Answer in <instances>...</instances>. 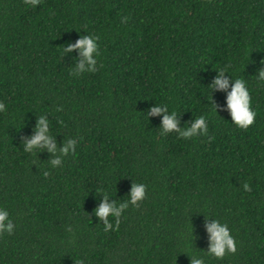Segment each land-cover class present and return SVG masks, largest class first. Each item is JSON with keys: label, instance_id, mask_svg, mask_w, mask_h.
<instances>
[{"label": "trees", "instance_id": "trees-1", "mask_svg": "<svg viewBox=\"0 0 264 264\" xmlns=\"http://www.w3.org/2000/svg\"><path fill=\"white\" fill-rule=\"evenodd\" d=\"M85 36L96 73L61 51ZM220 69L227 89L212 87ZM262 71L264 0H0V210L14 222L0 264H264ZM237 79L257 113L246 131L228 107ZM173 111L180 131L205 116L208 135L161 136ZM41 117L56 150L24 151ZM106 196L119 231L96 214ZM217 220L237 245L223 259L207 255Z\"/></svg>", "mask_w": 264, "mask_h": 264}, {"label": "clouds", "instance_id": "clouds-1", "mask_svg": "<svg viewBox=\"0 0 264 264\" xmlns=\"http://www.w3.org/2000/svg\"><path fill=\"white\" fill-rule=\"evenodd\" d=\"M41 0H24L26 5H30L32 8H35L38 4H40ZM126 18V23H127ZM99 36H96L95 39H99ZM74 48H79L81 50L82 55L85 60L89 62L90 73H96L99 69L96 67L97 61L93 58V53L97 51V45L94 43L93 38L90 36H85L81 40L77 42L75 45H69L68 48H63L61 51H71ZM100 67H103L101 64ZM80 68L83 69V63L80 64ZM70 75H76L75 73ZM224 69H220V77L215 80V83L212 85L213 88L227 89L229 86L228 80L223 78ZM260 81H264V71L260 73ZM228 107L231 111L233 120L235 125L243 130H247L250 125H254L255 118L257 113L251 108V95L250 91L245 85L244 80L237 79L235 82V86L231 93L228 96ZM63 110L62 107L60 109ZM168 106L166 105L164 108L154 107L150 110V114H159L162 111L167 112ZM213 110L216 111V108L213 107ZM6 111L5 104L0 102V112ZM203 129L204 136L208 135V127L206 124L205 116H200L196 119L192 128L187 131H180L178 129V121L176 119V112L173 111L172 115H165L163 119V129L164 133H161V136H166L165 133L171 130H177L180 132V137L185 139H191L193 134L197 131V129ZM48 122L45 118L41 117L39 120L38 132L35 137L31 140L26 141V147L24 151H32L34 148L41 147V142H43V146L47 147L49 151L55 152V145L53 144L52 138L48 135ZM213 139L209 137V140ZM72 142H69L71 144ZM63 151L67 153L68 147L66 146ZM53 166L59 165L60 160L56 159L52 161ZM49 173H45V176H48ZM145 188L144 184H134L133 190L131 193L132 203L135 205V208H139L140 205L136 204L137 201L145 200ZM244 188L247 191H251L249 184H245ZM126 204H122L120 206L121 209L126 208ZM112 214L116 217V231H119L120 223H121V211L120 209L115 208L113 205H109L107 203V196L105 197L104 204L97 209L96 214L101 217V219L105 220L104 231L108 232L109 229L112 228V225L108 223L107 217L109 214ZM7 221V223H5ZM14 222L9 219V213L5 210H0V235H3L7 232L9 235L13 234ZM208 231L211 233L212 246L210 252L207 253L208 256L223 259L228 254H235L237 252V245L235 243L234 238L230 234V230L227 224L220 223L219 220L210 224L208 226ZM78 264H84L83 261H79ZM194 264H205L203 260H196Z\"/></svg>", "mask_w": 264, "mask_h": 264}]
</instances>
